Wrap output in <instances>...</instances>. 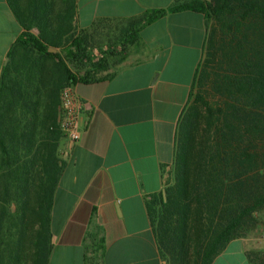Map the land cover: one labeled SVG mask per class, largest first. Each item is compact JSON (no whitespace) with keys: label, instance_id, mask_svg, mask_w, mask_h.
I'll return each instance as SVG.
<instances>
[{"label":"trees","instance_id":"16d2710c","mask_svg":"<svg viewBox=\"0 0 264 264\" xmlns=\"http://www.w3.org/2000/svg\"><path fill=\"white\" fill-rule=\"evenodd\" d=\"M6 1L23 31L0 75V264H13L5 231L16 221L20 240L25 230L32 247L26 264H48L50 211L63 168L62 90L111 76L140 28L167 12L203 14L206 34L178 119L165 197L159 192L147 202L161 257L211 264L231 241L261 226L264 0H174L124 23L105 19L88 28L75 22L77 0ZM246 257L264 264V250Z\"/></svg>","mask_w":264,"mask_h":264},{"label":"crops","instance_id":"0c3cea01","mask_svg":"<svg viewBox=\"0 0 264 264\" xmlns=\"http://www.w3.org/2000/svg\"><path fill=\"white\" fill-rule=\"evenodd\" d=\"M173 2L77 0L75 22L79 28L105 19L124 23ZM22 31L7 1L0 0V75ZM31 32L39 34L36 27ZM205 34L203 14L167 12L140 28V38L108 71L111 76L73 85L86 109L77 117L79 138L64 137L59 145L63 168L50 211L48 264H167L147 202L169 176L178 119ZM9 208L14 214L15 205ZM18 224L5 231V255L13 264H26L32 247L25 230L20 240ZM249 245L246 238L235 239L211 264L231 247L247 263Z\"/></svg>","mask_w":264,"mask_h":264},{"label":"built area","instance_id":"2783aa9c","mask_svg":"<svg viewBox=\"0 0 264 264\" xmlns=\"http://www.w3.org/2000/svg\"><path fill=\"white\" fill-rule=\"evenodd\" d=\"M84 109H86V106L75 94L73 86L66 87L62 90L60 125L65 137L73 141L79 138L80 129L77 126V117ZM256 240L259 247L264 249V232Z\"/></svg>","mask_w":264,"mask_h":264},{"label":"rangeland","instance_id":"374dc122","mask_svg":"<svg viewBox=\"0 0 264 264\" xmlns=\"http://www.w3.org/2000/svg\"><path fill=\"white\" fill-rule=\"evenodd\" d=\"M262 232H264V213L262 215L261 226L259 225V227L252 233L251 236L244 237L246 238V242L250 244L249 245L250 249L264 250L262 247H259L257 240H256V238H258ZM253 244L256 247H254ZM234 250H235V247H231V249H229L224 255L216 259L214 264H249L248 261L246 263L244 259L240 255H238Z\"/></svg>","mask_w":264,"mask_h":264},{"label":"water","instance_id":"95a60500","mask_svg":"<svg viewBox=\"0 0 264 264\" xmlns=\"http://www.w3.org/2000/svg\"><path fill=\"white\" fill-rule=\"evenodd\" d=\"M49 50L52 52L56 51L55 48H50ZM162 195H163V197H165V190L164 189L162 190Z\"/></svg>","mask_w":264,"mask_h":264}]
</instances>
